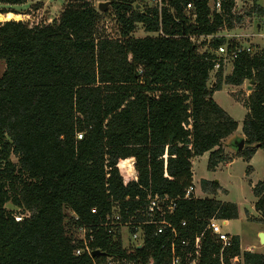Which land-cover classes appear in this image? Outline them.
<instances>
[{"label":"trees","instance_id":"16d2710c","mask_svg":"<svg viewBox=\"0 0 264 264\" xmlns=\"http://www.w3.org/2000/svg\"><path fill=\"white\" fill-rule=\"evenodd\" d=\"M28 1L0 0V13L12 18ZM96 1L110 6L99 12ZM212 1L166 0L160 10L142 0H66L51 22H0V264H91L89 254H75L78 226L93 229V248L124 253L101 223L115 204L135 207L148 191L178 198L172 222L186 220L189 238L214 216L238 218L236 203L183 198L195 158L210 152L211 170L231 160L224 145L238 122L213 98L222 81H253L243 101L245 146L235 156L250 161L264 149V50L241 53L210 86L215 50L235 43L218 33L264 17V7L249 0L236 11L225 0L218 12ZM106 20L115 21V37ZM139 25L155 35L136 36ZM202 188L221 189L208 180ZM253 192L264 223V179ZM199 263L264 264V253L242 250L238 235L221 253L206 230Z\"/></svg>","mask_w":264,"mask_h":264},{"label":"built area","instance_id":"2783aa9c","mask_svg":"<svg viewBox=\"0 0 264 264\" xmlns=\"http://www.w3.org/2000/svg\"><path fill=\"white\" fill-rule=\"evenodd\" d=\"M33 0H29L28 3ZM41 2L40 7L29 9L28 12L20 14L22 19H29L36 24L48 22L44 19L46 1L35 0ZM147 5L162 9L166 0H146ZM225 0H213L211 7L215 11H221ZM95 6L98 10V3ZM37 5V3H36ZM188 9L192 8V4L187 5ZM99 11V10H98ZM100 12V11H99ZM41 15V18L39 17ZM112 21V20H110ZM106 21L104 27L107 35L115 37V34L108 32L109 27ZM116 26V23H115ZM116 33V32H115ZM220 36V35H219ZM212 36H207L210 39ZM237 38L231 39L235 43L232 46L220 45L214 52V71H218L224 67L227 62H232L243 52L254 54L258 49L252 47L251 44H242ZM166 159V156H165ZM131 167L135 175L130 177L136 179L134 162L132 159ZM127 172L128 166H127ZM197 198L194 184L189 186L184 193V199ZM139 200V197H136ZM128 200V198H127ZM178 198H173L168 194L152 193L148 191L146 197L135 207L121 206L115 204L111 213H109L101 226L107 231L114 241H118L124 253L108 254L102 252L99 248H93L92 243L95 240V232L87 226L76 227V235L74 243L76 244L75 254H89L92 258L91 264H200L201 239L206 230L211 232L215 240L221 244V253L232 245V235L226 233L223 225L227 224V220H221L212 217L208 220L204 232L196 235L195 238H189L186 235L187 222L182 219L176 224L172 222V217L177 210ZM95 211V210H93ZM75 221L79 218L74 212H71ZM20 220V217H16ZM159 238V243L149 244V240ZM95 251H100L98 255H93Z\"/></svg>","mask_w":264,"mask_h":264},{"label":"rangeland","instance_id":"374dc122","mask_svg":"<svg viewBox=\"0 0 264 264\" xmlns=\"http://www.w3.org/2000/svg\"><path fill=\"white\" fill-rule=\"evenodd\" d=\"M46 9L43 14L44 19L48 22L53 21L59 16L63 5L66 0H45ZM143 3H147L146 0H142ZM245 5L242 7L241 5ZM259 4L264 5V0H259ZM37 3V7L35 6ZM42 5L41 2H32L16 6L15 8L19 12L16 14L14 11L12 18H7L5 15L0 13V22L7 20H21L23 13H26L33 7L36 9ZM252 5L249 0H240L239 8L237 11L242 9H248ZM242 7V8H241ZM40 15V14H39ZM4 16V17H3ZM41 18V15L39 16ZM109 21L107 26L109 27L108 32L115 34L116 26L115 21ZM104 21V24L106 23ZM103 24V25H104ZM257 24L264 25V17L257 14L248 16L245 21L238 25V28H244V31L249 34H253L255 37H243V44H248L252 47H263L264 39L259 37V33L264 34V26L262 29L257 28ZM251 29V30H248ZM238 32V31H237ZM116 35V34H115ZM136 36L155 35L154 33H147L141 25L138 26L135 32ZM201 38L200 40H202ZM256 41V42H255ZM260 42V43H257ZM263 44V45H262ZM258 46V47H257ZM264 50V49H263ZM5 61L0 59V76L5 70ZM224 77L232 72V62H227L224 65ZM215 73L211 72L210 86L213 83L215 85ZM250 82L246 81L241 86H232L222 81L221 88L214 92V100L224 109L227 113L238 122V129L236 131V137L229 139L225 142V154L231 157V160L219 163L218 166L211 170L209 169L210 152L195 158L193 160V172H194V186L197 198H216L220 201L233 202L239 207V216L236 219L227 220V224L223 225V229L226 233L231 235H238L241 239V245L243 249L250 247L254 252H264V244L259 240V233L264 232V223L258 220L261 218V213H258L255 209V202L257 198L254 195L253 188L256 184L264 179V149H258L253 158L250 161L242 157H236L237 148L235 147L236 141L241 140L243 135V122L247 115V108L244 106L243 101L249 95L251 90L249 89ZM233 140L235 142L233 143ZM12 161L17 162V158L12 156ZM132 161H127L128 170L132 169ZM131 172V176L135 175V172ZM204 180L215 181L220 184L221 189L216 194H211L202 188V182ZM14 206L11 203L7 204V209L11 210ZM15 209V208H14Z\"/></svg>","mask_w":264,"mask_h":264},{"label":"crops","instance_id":"0c3cea01","mask_svg":"<svg viewBox=\"0 0 264 264\" xmlns=\"http://www.w3.org/2000/svg\"><path fill=\"white\" fill-rule=\"evenodd\" d=\"M244 2V1H243ZM259 3V2H258ZM26 4H28V3H26ZM239 4H240V0H235V10L237 11V9L239 8ZM245 5V2H244V4H242L241 6L243 7ZM261 5V4H260ZM261 6H263L264 7V5H261ZM241 7V8H242ZM62 10V9H61ZM57 18V17H56ZM264 26V25H263ZM261 24H257V28L258 29H262V27H263ZM245 28V27H244ZM244 28H242V29H240V28H238V26L236 27V28H234V29H228V28H226V29H224V30H222L220 33H218V35H221V36H223V37H226L227 39H234V38H236V36H239V38H237L242 44H243V42L241 41L242 40V38L243 37H255L253 34H249L248 33V31L247 32H245L244 31ZM248 30H251V29H249L248 28ZM238 31V32H237ZM258 36L259 37H261V38H263L264 39V34L263 33H259L258 34ZM256 42V41H255ZM257 43H260V42H257ZM261 44V43H260ZM263 45V44H262ZM258 47V46H257ZM258 50H260V49H264V45H263V47L261 46V47H259V48H257ZM257 152V151H256ZM255 155V154H254ZM194 182V181H193ZM241 248H242V250H248V251H252V252H254L250 247H246L245 249H243V247H242V245H241ZM258 253H264V252H258Z\"/></svg>","mask_w":264,"mask_h":264},{"label":"water","instance_id":"95a60500","mask_svg":"<svg viewBox=\"0 0 264 264\" xmlns=\"http://www.w3.org/2000/svg\"><path fill=\"white\" fill-rule=\"evenodd\" d=\"M110 6V2L109 1H101L98 3V10L100 12H105L107 11V9L109 8ZM252 85H253V81L250 82V85H249V89L251 90L252 89ZM237 143L235 144V147L237 148V150H242L243 147L245 146V141L244 139H241L239 141H236ZM259 240L262 244H264V232H260L259 233ZM100 253V251H95L93 253V255H98Z\"/></svg>","mask_w":264,"mask_h":264}]
</instances>
